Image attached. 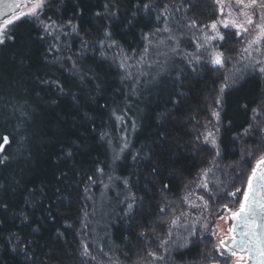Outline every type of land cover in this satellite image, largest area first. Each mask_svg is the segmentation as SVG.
<instances>
[{
    "label": "trees",
    "instance_id": "16d2710c",
    "mask_svg": "<svg viewBox=\"0 0 264 264\" xmlns=\"http://www.w3.org/2000/svg\"><path fill=\"white\" fill-rule=\"evenodd\" d=\"M149 2L153 5L151 11L144 10L139 0H49L40 19L52 17L65 26L71 21L78 26L76 32L65 27L48 35L39 20L26 18L12 27L15 39L0 45V136L7 134L12 141L5 149L10 159L0 166V201L7 204V209L0 207V264H31L20 251L24 243H28L36 264H137L145 247L137 234L145 224L156 222V237L166 232L167 225L156 216L162 183L169 184L167 195L174 198L179 214L185 209L179 199L187 190L185 185L193 187L191 182L201 169L213 166L214 157L217 166L209 177L210 189L222 198L213 199L209 211L221 212L224 204L238 207L247 176L256 159L264 154V133L252 130L244 134L249 123H254L251 109L264 100V77L249 71L225 89L218 109L220 155L215 156L216 150L204 143L201 134L207 124L214 123L211 110L216 107L214 99L221 95L218 90L225 82L226 69L205 61L189 64L185 55L170 52L168 71L159 86L142 92L143 85L136 84L137 91L132 94L133 80L124 78L126 70L118 67L119 59L114 58L120 49L105 48V55H100L97 42L107 29L120 48L133 57L128 63L136 67L127 71H140L136 62L148 44L145 34L163 26V19L156 18V5H181V0H144ZM96 12L103 15L97 17ZM113 12L116 15L110 14ZM181 15L205 26L217 19V5L215 0H185L183 13L175 14L177 19ZM193 30L183 26V20L173 24L172 34L179 39L180 50L193 49ZM233 32L224 29L226 40L222 46L219 43L227 58L226 66L234 61L241 44ZM164 36L165 33L153 35V44ZM82 39L91 46L78 56ZM53 45L60 53L49 52ZM158 51L168 48H150L145 57L155 61L154 75L164 67ZM69 52L79 60V69L97 79L82 83V72L72 71L71 62H64ZM55 56L60 57L59 62ZM51 78L64 83V93L40 82ZM114 109H118V115H125V125H131L130 118L135 122L131 146L115 163L111 148L125 128L112 117ZM22 111L28 113L26 118L21 116ZM21 120L25 141H21L17 130ZM105 132L108 135L101 138ZM138 150L151 162L134 161L129 153ZM97 167L104 168L103 176L96 174L103 183L90 184L87 177L94 175ZM152 167L158 168L160 174H151ZM109 175L130 177L135 185L131 191L144 198L128 216L122 211L127 190L119 181H109ZM110 182L107 200L101 204L102 188ZM236 188L241 192L235 197L224 195ZM170 217L171 213L164 220ZM179 232L173 235L176 245L171 246L172 255L166 264H208L199 253L212 250V237L203 234V240L197 237L195 243L178 248L188 234L185 228ZM13 235L19 239L10 240ZM84 243L90 246L96 261L80 255Z\"/></svg>",
    "mask_w": 264,
    "mask_h": 264
},
{
    "label": "snow or ice",
    "instance_id": "6c2138e0",
    "mask_svg": "<svg viewBox=\"0 0 264 264\" xmlns=\"http://www.w3.org/2000/svg\"><path fill=\"white\" fill-rule=\"evenodd\" d=\"M216 4L220 6L219 16L220 19L214 20L210 25L199 26L197 21L185 20L183 15L177 19L176 13H183L185 0H181V5L176 6L175 4H163L156 5L159 9V15H157V20L163 19V26L157 28L154 33L145 34L144 39L148 41V44L144 47L143 53L140 55V60L137 64L146 63L145 57L149 54L150 48L160 49L163 46L168 48V51H158V56L167 57L169 52L176 56H183L182 51L179 47V39L172 34L173 24H178L180 20H183V26L188 28H200L203 32L204 28L210 29L209 32H204L203 41L197 40L196 43V53L189 54L193 56V59L199 63L201 61L202 55L206 63L211 64L213 67L222 68L225 65L226 57L220 46L214 44V41L223 42L226 40L225 35L221 33V28L223 29H235L233 35L237 37H243L240 43L244 45L238 52L241 59H246L248 63L244 64L245 68L251 70V74H255L259 77H264V0H215ZM49 4V0H0V45H4L8 40H14L15 36L12 34L11 29L16 25L18 21H22L26 18H32L34 21L39 20L43 31L48 35H53V33H59L64 30L65 27L71 28L72 32L77 31V25L72 24L68 21L67 26L58 24L56 20L52 17H48L47 21L41 20L40 17L43 14L46 5ZM140 6L144 10L151 11L153 8L152 3H144V0H139ZM115 7V4L112 5ZM191 4L188 5L190 9ZM105 11L109 9V4L104 5ZM227 8V11L225 9ZM111 15H116V13H110ZM95 15L100 17L103 15L101 12H96ZM170 21L172 23H170ZM131 25V21H129ZM162 33H166V37H161L159 40L153 44L151 37L153 35L160 36ZM67 34V33H65ZM43 38V37H41ZM58 39L59 36L54 37ZM101 52L100 55L104 56V49H116L119 48V53L115 54L114 58L119 59L118 67L126 70L125 79L131 78L133 84L131 86V93L135 94L137 91L136 84L140 82V77L147 75V73H133L127 71L130 68H135V64L128 63L133 59L132 56L127 55L120 45L112 39V34L110 31L105 29L103 32V39L97 42ZM91 45L87 40H81V47L77 55H82ZM60 53V49L56 48L55 45L49 48V52ZM254 53L256 55H254ZM259 57V58H258ZM54 59L59 62L60 57L55 56ZM65 63L71 62L72 71H81L80 80L82 83H92L97 77H89L88 72H83L78 68L79 60L74 59L73 55L69 52L64 60ZM191 64V61H189ZM148 68L152 65L148 64ZM59 70V69H58ZM195 70V69H193ZM91 71V70H89ZM225 81L231 80L233 84H236L240 79L235 74L223 76ZM42 84L49 85L53 87L57 92L64 93L65 85L57 78L43 79L40 81ZM230 85L228 83L223 84L219 88V93L213 104L216 106L211 110V116L215 118L216 125L213 127L215 131H207V134L203 135V140L205 144H210L216 151L215 156L220 155L219 145L217 143V134L219 133L218 124L220 122V111L219 106L223 103L222 94L225 89ZM98 87V85H97ZM55 102V101H53ZM247 108V106H245ZM118 109H114L112 112V117L118 124L123 125L125 123V115L123 113L117 114ZM252 117L251 120L254 123H249L248 127L244 130V134H249L252 130L259 133H264V100H261L256 107L251 109ZM28 113L26 111L21 112L22 117H27ZM23 123L21 120L20 125L17 130L21 134V141L27 139L23 135ZM211 123V121H209ZM133 129L135 128V122H132ZM207 128V126H205ZM121 131L126 132L127 129H121ZM108 133L102 134L101 138L107 136ZM200 135L196 137L199 141ZM124 141L122 146H118L113 149V163L121 159V154L129 148V143L126 136L121 137ZM12 141L9 135L5 134L0 136V166H4L9 161L10 157L5 154V146L9 145ZM109 144L112 143L111 140L108 141ZM132 155L134 161L147 159L151 162V158L147 156H142L141 151H136ZM67 156H72L69 151ZM156 163H159L157 161ZM214 166L216 165L215 157L211 161ZM149 172L154 175H159V169L152 167ZM212 173V168L201 169L198 173V179L191 182L195 189H202L203 195H197L192 187L188 184L185 185L187 191L180 197L181 203L187 204L189 208L200 209V215L197 216L196 221H191L188 217L191 213L186 211H181L179 215H176V209L174 207L175 200L170 198L167 193L170 191V186L167 183H162V187L159 189L161 196V203L158 207V212L156 216L158 220L167 225L165 235L163 237H156L154 234L157 232L155 227V221L147 222L145 227L137 234V239L145 244V247L141 250L142 254L137 264H156L157 261L166 262L171 258L172 255V245H176V240L173 239V228L178 226H183L185 231L188 233L187 236L182 237V243L177 245L178 248L186 247L189 244L195 243V238L199 237L201 240L204 239L203 232H208L211 236L215 237V243L213 244L212 250L199 253L203 256L208 264H220L221 260L225 261V264H264V154H261L258 159H256L255 165L251 168L250 174L247 176L246 187L243 189V198L238 201L237 208H229L227 204L222 205V211L215 214L216 220L222 222V224H215V221L210 223L209 216L204 215V210L210 208V202L213 199L219 200L222 198L218 193H214L210 189L209 175ZM96 174L103 176L104 168L97 167L95 169V174L88 176L87 180L90 184L103 183L102 180H97ZM109 181H119L123 185V189L127 190L124 195L123 201L125 203V208L122 211L125 215H130V210L138 202H143V197H137L134 192L131 191L135 185L131 182L130 177L124 176H108ZM105 188H108V184H104ZM152 187L155 188V183H152ZM88 187L85 188L87 192ZM241 192V188H236L235 191L225 192L224 195L235 197L237 193ZM119 196L120 193L118 192ZM196 197L195 200L190 199L192 196ZM207 196V199L205 198ZM200 201L201 203H197ZM0 207L7 209V204L0 201ZM171 213V217L168 220H164L165 216ZM87 216V213H85ZM26 219V217H25ZM184 220L185 223L180 225L178 222ZM231 222V223H229ZM195 223H200L203 232H198L195 228ZM215 225L214 227L212 225ZM227 225V227H225ZM85 228L88 227L87 224L83 225ZM131 230V229H129ZM149 232L153 235H149ZM19 239L10 236L9 239ZM127 239V237H126ZM155 246V247H153ZM90 246L87 244H82V251L80 255L83 257H88L92 261H96L97 257L92 255L89 250ZM13 251H17V247H13ZM20 251L24 252L25 259L30 261L31 264H36V260L29 254L30 248L28 243H24ZM102 251V249H101ZM127 256V253H123ZM105 255H107L105 253ZM41 264H44L41 261ZM87 264V262H85ZM99 264V262H98Z\"/></svg>",
    "mask_w": 264,
    "mask_h": 264
},
{
    "label": "rangeland",
    "instance_id": "374dc122",
    "mask_svg": "<svg viewBox=\"0 0 264 264\" xmlns=\"http://www.w3.org/2000/svg\"><path fill=\"white\" fill-rule=\"evenodd\" d=\"M227 2H228V0H225V3H227ZM233 2H234V0H233ZM217 11H218V17H217V19H220V16H219L220 6L219 5H217ZM225 11H227V8L225 9ZM210 24L211 23H209L207 25H210ZM220 30H221V33L223 34V30L224 29L221 28ZM229 30L235 31V29H231V28H229ZM193 31H194V34L192 35V38H191L192 41H193V45H194L193 49L192 50H187V49H185V47H181V51L183 53V56L185 55L184 58L187 59L188 61H191V64L192 63H196L197 64V62L193 59V56L192 55H189V54H195L196 53V43L195 42L197 40L203 41V34H204V32H209V34H210V29L204 28L203 29V32H202L200 30V28H195V30H193ZM166 36H167V34L165 33V36L164 37H166ZM237 38H239L240 40L243 39V37H237ZM213 43L216 44L217 46H219V43L220 42L219 41H214ZM243 46L244 45L240 44L239 50ZM169 54H170V52H169ZM254 55H256V54L254 53ZM162 57H163V61L162 62H163V66L164 67L159 68V71L155 75H154L155 72L153 73V70L155 69V67H153V65L155 64V61H150V60L146 59L145 60L146 63H142V65H140V64L138 65V66H140V71L139 72H141V73H147V75H143V76L140 77V79H141L140 82L141 83L140 82L137 83V84H142L143 85V89L141 90L142 92H149L150 90L152 91L154 88H156V87L159 86V84L162 81V79L166 76V73L168 71L167 65H168V59H169V57H164V56H162ZM179 57H182V56H179ZM201 61H205L204 58H203V55H202ZM246 63H248V61L246 59L242 60L241 59V56L238 54L236 56V58L234 59V61L228 62V65L227 66H226L227 62H225V65H224L223 68H224V70L226 69V72H225L226 75H230L231 76L232 74H235L237 77L241 78L245 73H248L249 71H251L250 69L244 67V64H246ZM148 64H151L152 67L151 68H148L147 67ZM225 83H228L230 86L233 85V83H232L231 80L225 81L223 84H225ZM130 120L131 121L132 120L134 121L133 118H130ZM214 123L207 124V128H206V130L204 131L203 134H207V131H213L214 132L215 131V128L213 126L216 125L215 118H214ZM131 125H132V123H131ZM131 125L130 126H127V125H125V123L123 124L124 128L127 129V131L125 133L120 134L119 137H118V139H117V142L112 146L111 150H112V154L113 155H114L113 149L116 148L118 150V146H122V144L124 143V141L121 139V137L126 136L127 137V140H128V143H129V147L131 146V143H132V136L131 135L133 134L132 133L133 132V127ZM217 143H218V134H217ZM125 152H126V150L122 154H124ZM122 154H121V156H122ZM215 167L216 166H214V165L211 167L212 168V173L215 171ZM210 175H209V177H210ZM197 179H198V176H197ZM106 184H108L109 187L108 188H105L103 186V188H102V195L100 197V203L101 204H104L106 202V200H107L106 193L112 187L111 182L110 183H106ZM192 188L194 189V191H195V193L197 195H203L204 194L202 189H195L194 188V185H193ZM185 192H184V194H185ZM190 199L195 200L196 199L195 195L192 196ZM196 202L197 203H201L200 201H196ZM184 206H185V209L183 211H186V212L191 213V215L188 217V219L191 220V221H196V218H197V216L200 215V211L201 210L200 209H192V208H189L187 204H184ZM209 213H211L209 211V209L204 210V215L207 216V215H209ZM217 213H220V212H216L214 214L211 213L212 215L209 216L210 223L212 221H215V224H222L221 221L216 220L215 214H217ZM176 215H179V214H176ZM178 223L180 225H183L185 223V221L182 219ZM229 223H231V222H229ZM194 226H195V228L197 229L198 232H203V229H202V226H201L200 223H195ZM212 226L214 227L215 225L213 224ZM225 227H227V225H225ZM183 228H184L183 226H178V227L173 228V234H177V233L179 234L180 233L179 232L180 229L182 230ZM203 234H206V235H209L210 237H212L213 243H215V237L211 236L208 232H203ZM220 264H225V261L221 260Z\"/></svg>",
    "mask_w": 264,
    "mask_h": 264
},
{
    "label": "water",
    "instance_id": "95a60500",
    "mask_svg": "<svg viewBox=\"0 0 264 264\" xmlns=\"http://www.w3.org/2000/svg\"><path fill=\"white\" fill-rule=\"evenodd\" d=\"M7 146H8V145H7ZM7 146H5V149H6Z\"/></svg>",
    "mask_w": 264,
    "mask_h": 264
}]
</instances>
